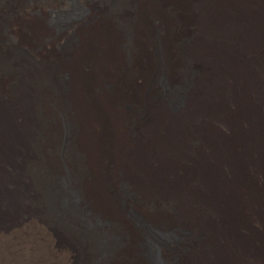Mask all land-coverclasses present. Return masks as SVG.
I'll return each instance as SVG.
<instances>
[{
    "label": "bare ground",
    "instance_id": "bare-ground-1",
    "mask_svg": "<svg viewBox=\"0 0 264 264\" xmlns=\"http://www.w3.org/2000/svg\"><path fill=\"white\" fill-rule=\"evenodd\" d=\"M71 2L44 1L40 10L38 0H14L3 22L5 33L26 54L11 52L5 58L8 72L0 67V215L8 218L0 230L29 216L38 224L15 231L12 240L2 239L0 264L66 260L53 249L55 226L43 209L24 206L31 184L23 174L22 151L28 149L36 100L48 130L57 131L60 118L68 122L69 143L86 170L85 177L67 182L68 188L60 177L68 180L77 170L68 153L54 163L45 160L57 196L68 188L84 207L128 233L127 217L121 219L128 208L167 235L179 231L174 242L163 234L152 236L158 264H171L173 250L181 264H264V0H132L126 36L117 21L126 20L123 0H115L118 8L107 14L88 0ZM34 10L42 35L32 43L27 19ZM47 10L65 11L59 21L68 26L51 30L43 20ZM152 32L160 43L157 56ZM62 44L56 54L54 48ZM182 65L192 73L183 72ZM155 71L164 77L163 90L184 84L176 105L170 91L159 92L155 79H149ZM139 75L151 81L144 95L135 85ZM5 77L8 93L1 82ZM97 128L105 137L106 155L99 163L101 174L95 175L83 140ZM97 176L107 196L96 185ZM87 181L96 182L93 195ZM118 184L124 188L120 201L112 192ZM58 204L71 227L57 243L84 251L87 239L76 232L82 219L79 223L72 204ZM108 224L94 226L96 240L109 236ZM108 245H101L105 264H113L125 244ZM142 257L140 264H153L145 252Z\"/></svg>",
    "mask_w": 264,
    "mask_h": 264
},
{
    "label": "rangeland",
    "instance_id": "rangeland-1",
    "mask_svg": "<svg viewBox=\"0 0 264 264\" xmlns=\"http://www.w3.org/2000/svg\"><path fill=\"white\" fill-rule=\"evenodd\" d=\"M23 1L29 2V1H37V0H23ZM38 1H39V3H41V7L39 6L40 10H45L46 7L43 6L45 4L44 1L48 2L50 0H44V1L38 0ZM71 1L74 2V0H70V2ZM88 1L96 9H100L102 7L100 10L101 11L104 10L103 12L105 14L109 13L110 10H114L115 8H118L115 0H88ZM13 2H14V0H0V36H1L0 37V53H1L0 54V67L2 68V71L4 74H5V72H8V69L6 67L7 64H6L5 58H7L11 52L15 53L16 56L26 54V51H24V49L22 47H20L19 45H16L15 42H13L14 39L11 36H9L8 34H6L5 33L6 31H4L6 28V23H3V22H4V19L8 18L10 10H11L10 5H12ZM131 3H132V0H123V4L121 3V5L123 6V14L125 17L127 15H129V13L132 10L131 9L132 8ZM64 13H65V11H52V10L48 11L47 10L45 12V15L43 16L44 24L49 26L51 28V30L54 29L53 31H59L65 27H67L68 24H66V23L64 24V22L59 21L60 19L64 20L63 15H62ZM174 13L176 15L174 22L177 24L178 27H180V25H178L179 20L177 19V14L175 11H174ZM32 14H33L34 18L31 16ZM32 14L29 16V18L31 17L32 20H30L31 18L27 19L28 25H31V31H29L27 36L30 39L32 38V43H34V42L40 41V39H41L40 35H42V33L40 32V30L37 29L36 24H35V20L37 19L36 21H39V19H40L37 11L34 10ZM112 17H114V16H112ZM114 19H116V18H114ZM128 19H130V18L126 17V20L124 18H122L120 20L116 19L119 22V28H121L122 32L124 33L123 34L124 36H126L125 32L128 29V28H126ZM30 21L32 24L29 23ZM120 22H121V24H120ZM10 23H9V26L12 25V23L11 24ZM59 23L63 24L64 26L59 24ZM57 28H59V29H57ZM173 31L176 33V31H177L176 27H174ZM149 37H150V43L153 45L152 46L153 52H155L156 56H157L158 51H160V43H159V40L157 38V35L154 32H152V34L151 33L149 34ZM63 49H64V44H62L60 46L58 45L54 48V50H56V54H60L63 51ZM52 55H55V54L52 53ZM50 56H51V54H50ZM5 67H6V69H5ZM182 69H183V72L187 73V75L188 74L190 75L192 73L189 66L185 65L182 67ZM156 73L157 72L155 71V73H153L155 75L152 74L149 79L151 80L152 77L155 79V84L158 86L159 92L161 91L163 93L165 90H167V93H169V91H170V94H171V95L169 94L170 101H171L172 105H176L179 101V98L181 95L180 93H182L181 89L183 88L184 84L179 85L178 88H175V89H172L170 87L172 90H169L167 88H164V90H163L162 87H165V85H166L164 77L162 74L160 75L159 73H157V74ZM140 76L141 75L136 77L135 85L137 86L138 90L140 92H142L141 94L144 95L147 92V90H148L147 88L149 87V82L151 83V81L148 79V81L145 83L143 77H140ZM5 79H6V81L4 80L1 82H2V86L4 85L3 86L4 91L6 89L5 92L8 93L10 80H8V78H6V77H5ZM3 82H6V83H3ZM35 103L34 104L32 103V106L34 108H33V119L31 121L30 127H29V130H30L29 133L30 134H29V140L27 142V148L28 149H26L27 151H22V160L25 163V165L23 167V170H24L23 174L25 177L27 176L26 179L31 184V193L29 195L25 196L26 199H24V206L25 207H33V208H39L40 207V209H43V213L45 214V216L47 218H49L50 222L55 226V232L50 233V236L53 239L52 241H54V242H52V244L55 243V245L53 244L55 246V248L53 247L55 253L57 255H60V256L61 255L66 256V260H65L64 264H105V263H107L108 258H107V254L105 253L106 250L101 245L103 243H106V242L109 244L108 246H110V244L124 243L125 246L121 249V251L119 252V255L114 260L113 264H140L141 261L143 260L142 252H145V254L148 255L151 263L158 264L157 263V253L155 251H153L151 241H150L152 236L155 234H163V235L168 237L167 242H170V241L174 242V241L180 240L181 236L179 234V231H175V232H172L171 235H167L164 233L163 230L155 228L154 226H152L151 224L146 222L142 218L141 215H139L136 212L131 211L130 208H128V209H125L126 212L124 213V216H121V219L123 220L124 218L127 217V224L129 227H131V229H129V230H131L130 233H128L129 231L127 232L126 229L123 230L116 223H109L111 225V227H110L111 231H110L109 236L103 237L99 241L96 240V238H95L96 232H95L94 226H96V224H98L99 227L100 226L105 227L106 224H108V222L105 219L103 220L99 216L95 215L93 212L90 211V209L88 207H84L82 204L84 202L79 201L77 194L70 192V194H71L70 195L69 193H67V191H70L68 189L69 186H67L69 182L71 184H73L75 182V180H77L81 175H84V177L86 176L85 168L80 167L81 164L79 162V159L81 158V156H79L80 154H79V152H77V150H75L73 147H71L69 140H68L69 135H70L69 124L63 118H60L62 120H60L59 129L57 131L51 132L50 130H48L49 129V121L45 117V115L42 113V111L39 107L40 102L36 100ZM38 109H39V111H38ZM16 120H18L20 122L21 117L18 116L16 118ZM37 120H39V121H37ZM33 123L36 125L34 126ZM98 130L99 129L97 128V129L93 130V132L90 133L91 138L87 136V138H89L88 139L89 141L87 139L83 140V143H85V150L89 149V151H87L88 155L86 154V157L90 161V163L92 165L91 167L94 170L95 175H98V173H100V164L102 163L103 159H105L104 156L106 155L105 153L103 154V151L105 150V148H104L105 137L102 136L100 130L99 131ZM55 136H57V137H55ZM32 137H33V139H32ZM92 138H94L95 140ZM39 140H40V142H39ZM94 145H95V147H94ZM99 145H101V146H99ZM47 150H49V151H47ZM43 153H45V156ZM64 153H68V155L70 157L69 159L71 160L73 165L76 166L77 170H71V172L68 173V176H67L68 180L64 177H60V181L63 184V186L68 187L67 191L65 190V192H64L66 197H65V195L63 197H61V196L56 195V193L58 192V189H56L55 187H54V189H52L51 182H52L54 173L51 170L47 169L50 167V164L47 165V163H45V160H48L49 163H54L55 161L59 160L61 158V156L64 155ZM31 161H33L34 164ZM42 162H44V163L41 164ZM51 172H52V174H51ZM95 180H97L99 183L97 182V184H96V182H94V181H89V182L87 181L86 182V187L90 188V189L87 188L88 192L91 195H93L94 190L92 188H94V185L96 184L97 186H99L101 188V190L103 191V194L107 196L106 193H108V192L106 191V187L104 186V182H102L103 181L102 177L97 176V179H95ZM117 187L118 188H116V189L113 188L112 192L116 195V197L120 201L121 198H120L119 193H120V190H122L124 188H123L122 184H118ZM73 188H74V186H73ZM59 198H61V199H59ZM56 199H59V200H56ZM101 199H103V198L101 197ZM57 202L59 203L58 205L61 208H65V206L67 208L70 204H72L71 206L73 208H71V206H70V208H71V210H73L75 216L78 217L79 223H80V219H82L81 220L82 224H81V226L78 227V229H76V232H77L79 237L87 239L86 249L84 251L79 250V248H76L73 245L72 246H70V245H64L63 246V245H61V244L59 245V243H57L56 240L60 239V237H63L62 235H64V231L66 230L65 227L66 228L71 227L70 226L71 223L62 214H61L62 215L61 216L60 213L58 212L57 207H55ZM72 202L75 203L74 204L75 206H73ZM68 203H70V204L68 205ZM63 205H65V206H63ZM65 219L67 220V222ZM7 220H8L7 217H5V216L3 217V215H0V224L6 222ZM36 222H37V219L35 217L29 216L25 219H22L21 222L16 226L14 225L13 227H10L7 230H0V245H2L1 241H3L6 238L12 240V238H14L12 236H14L15 231H18V230L26 231L32 224H35ZM36 224H38V222ZM139 234H142L144 236V239H143L144 241L142 240L143 242L141 240L138 241L137 236ZM55 235H57V236H55ZM98 242H99V244H98ZM97 246H99V247H97ZM100 247H102V249H101L102 251H100V249H99ZM160 261H161V259H160ZM170 261H171L170 262L171 264H181L178 251L173 250V252L171 253ZM161 262H163V261H161Z\"/></svg>",
    "mask_w": 264,
    "mask_h": 264
}]
</instances>
